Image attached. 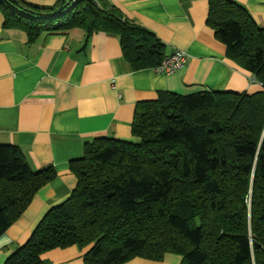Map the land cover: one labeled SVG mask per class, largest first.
<instances>
[{
  "label": "trees",
  "instance_id": "16d2710c",
  "mask_svg": "<svg viewBox=\"0 0 264 264\" xmlns=\"http://www.w3.org/2000/svg\"><path fill=\"white\" fill-rule=\"evenodd\" d=\"M64 4L0 0L3 25L29 40L72 28L116 35L134 70L164 58L151 31L105 0H77L56 16ZM206 24L259 89L163 91L136 103L132 140L87 143L69 163L76 177L69 196L4 264H43L42 253L70 245L87 248L86 264L165 253L179 255V264H264V28L231 0H208ZM55 174L51 166L31 170L17 146L0 144V235Z\"/></svg>",
  "mask_w": 264,
  "mask_h": 264
},
{
  "label": "crops",
  "instance_id": "0c3cea01",
  "mask_svg": "<svg viewBox=\"0 0 264 264\" xmlns=\"http://www.w3.org/2000/svg\"><path fill=\"white\" fill-rule=\"evenodd\" d=\"M56 7L62 0H21ZM65 3V0H63ZM123 18L151 31L164 46L186 54L172 73L134 70L116 35L81 28L41 32L33 40L3 25L0 10V144L17 146L33 171L51 166L55 176L33 195L20 216L0 235V264L24 244L45 213L63 202L76 185L69 163L100 137L131 141L136 103L159 92L200 90L248 93L259 89L253 76L226 54L206 24L208 0H105ZM264 28V0H231ZM60 7H58L59 9ZM87 248L70 245L41 254L43 264H86ZM134 256L122 264H179Z\"/></svg>",
  "mask_w": 264,
  "mask_h": 264
},
{
  "label": "built area",
  "instance_id": "2783aa9c",
  "mask_svg": "<svg viewBox=\"0 0 264 264\" xmlns=\"http://www.w3.org/2000/svg\"><path fill=\"white\" fill-rule=\"evenodd\" d=\"M77 0H67V5L71 7ZM186 59V54L182 50H174L169 55H165L160 64L155 67V70L164 73H172L183 66Z\"/></svg>",
  "mask_w": 264,
  "mask_h": 264
},
{
  "label": "water",
  "instance_id": "95a60500",
  "mask_svg": "<svg viewBox=\"0 0 264 264\" xmlns=\"http://www.w3.org/2000/svg\"><path fill=\"white\" fill-rule=\"evenodd\" d=\"M62 1H63V0H62ZM58 11H59V9H58ZM66 11H68V9H66V10H63V11H62V12H60V13L58 12V13H56L55 15H56V16H59L60 14H63V13H65Z\"/></svg>",
  "mask_w": 264,
  "mask_h": 264
},
{
  "label": "rangeland",
  "instance_id": "374dc122",
  "mask_svg": "<svg viewBox=\"0 0 264 264\" xmlns=\"http://www.w3.org/2000/svg\"><path fill=\"white\" fill-rule=\"evenodd\" d=\"M67 0H65V4H64V6H65V8H64V10H66V9H70L71 7H69V6H67Z\"/></svg>",
  "mask_w": 264,
  "mask_h": 264
}]
</instances>
